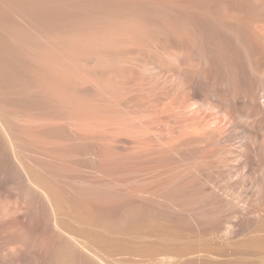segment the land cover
I'll return each mask as SVG.
<instances>
[{
  "label": "rangeland",
  "instance_id": "rangeland-1",
  "mask_svg": "<svg viewBox=\"0 0 264 264\" xmlns=\"http://www.w3.org/2000/svg\"><path fill=\"white\" fill-rule=\"evenodd\" d=\"M261 23L264 0H0V264H264Z\"/></svg>",
  "mask_w": 264,
  "mask_h": 264
},
{
  "label": "bare ground",
  "instance_id": "bare-ground-1",
  "mask_svg": "<svg viewBox=\"0 0 264 264\" xmlns=\"http://www.w3.org/2000/svg\"><path fill=\"white\" fill-rule=\"evenodd\" d=\"M256 27V26H255ZM254 34L256 35V37L257 38H259V39H261V40H263V42H264V23H261V24H258L257 25V27L255 28V31H254ZM256 38V39H257ZM1 45H3V44H1ZM5 45V44H4ZM8 46V45H7ZM7 46H6V48H7ZM5 47V46H4ZM9 47V46H8ZM3 48V47H2ZM0 49H1V47H0ZM5 49V48H4ZM4 49H1L0 51H2V53L1 54H3V56L0 54V75L2 76L3 74H5V75H7L8 73H9V71H8V73H7V71H6V73H5V69L3 68V67H8V66H6V62L8 61V59H7V56L11 53H9L8 51V49H6L7 51L6 52H8L7 54V56H6V58H4V53L3 52H5V50ZM11 54H13V53H11ZM5 55H6V53H5ZM12 57H13V55H12ZM5 59H7V60H5ZM12 59V58H11ZM12 61V60H11ZM10 60L8 61V63L9 62H11ZM8 69V68H7ZM4 75V76H5ZM12 75V74H11ZM7 76H5V78H6ZM9 77H10V75H9ZM1 78V77H0ZM3 78V77H2ZM2 80V79H1ZM4 205H5V203H4V201L3 200H0V231L1 230H3L4 228H8L7 227V224H6V222H5V220L3 219V218H5V217H3L4 215H3V211H4V209H3V207H4ZM5 213V212H4ZM9 223V222H8ZM9 225V224H8ZM2 248V247H1ZM0 248V249H1ZM62 254H65V251L63 250V249H58L57 251H55V256H54V258L52 259V260H50V262H49V264H68L66 261H64L62 258H61V255Z\"/></svg>",
  "mask_w": 264,
  "mask_h": 264
}]
</instances>
